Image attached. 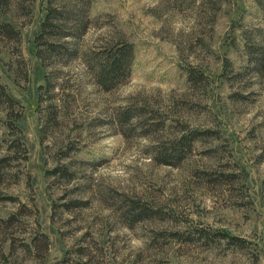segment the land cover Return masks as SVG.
Wrapping results in <instances>:
<instances>
[{
	"label": "rangeland",
	"instance_id": "1",
	"mask_svg": "<svg viewBox=\"0 0 264 264\" xmlns=\"http://www.w3.org/2000/svg\"><path fill=\"white\" fill-rule=\"evenodd\" d=\"M44 8L0 0V264H264V0H90L79 53L132 47L109 92L80 55L41 63ZM132 104L164 127L120 125Z\"/></svg>",
	"mask_w": 264,
	"mask_h": 264
},
{
	"label": "trees",
	"instance_id": "2",
	"mask_svg": "<svg viewBox=\"0 0 264 264\" xmlns=\"http://www.w3.org/2000/svg\"><path fill=\"white\" fill-rule=\"evenodd\" d=\"M89 7L90 0H45V16L41 21L40 33L35 41L36 55L44 66L51 57L59 60H72L79 55L84 57L85 65L95 83L103 91L109 92L128 77L133 57L132 47L123 37L114 39L112 36L98 48L88 51L87 54L79 53L77 41L86 34L94 21L88 15ZM2 32L10 36L14 33V29L10 25H3ZM192 76L190 74L189 80ZM47 83L49 84V78ZM38 89L41 91L44 87L40 86ZM0 96L12 105V100L2 85H0ZM144 116H146V111L137 104L120 108L116 113L120 125L125 126L140 122ZM139 126L144 128L142 137H147L150 133L157 132L164 127L163 123L151 125L148 119L142 120ZM200 134V132H191L181 136L169 146L158 147V155L154 160L162 165L175 166L177 162L186 157L192 148L193 141ZM137 206L134 207V221L142 220L144 214L148 216L149 213L146 209ZM222 237L234 245L242 242L239 238L229 237L226 234Z\"/></svg>",
	"mask_w": 264,
	"mask_h": 264
}]
</instances>
